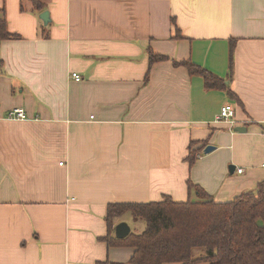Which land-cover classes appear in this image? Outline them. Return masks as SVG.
<instances>
[{"label":"crops","instance_id":"crops-1","mask_svg":"<svg viewBox=\"0 0 264 264\" xmlns=\"http://www.w3.org/2000/svg\"><path fill=\"white\" fill-rule=\"evenodd\" d=\"M46 2L47 25L31 0H0L16 34L0 45V264H128L134 247L102 239L109 204L198 200L191 183L217 202L258 191L264 0ZM149 48L169 59L151 66ZM226 104L234 124L217 121Z\"/></svg>","mask_w":264,"mask_h":264},{"label":"trees","instance_id":"trees-1","mask_svg":"<svg viewBox=\"0 0 264 264\" xmlns=\"http://www.w3.org/2000/svg\"><path fill=\"white\" fill-rule=\"evenodd\" d=\"M37 10L47 9L46 0H31ZM16 36L8 29L5 17L0 16V45L2 41ZM235 40L231 41V71ZM150 65L168 60L169 57L148 49ZM188 73L204 78L207 89L228 90L235 96L226 79L190 60L174 61ZM3 61L0 58V74ZM150 73V72H149ZM149 73L147 79L149 78ZM201 149L191 151V163ZM191 190L199 193L198 200L175 201L165 196L161 201L147 203L109 204L105 220L109 232L102 239L109 246H132L135 252L128 264H264V180L256 193L246 192L232 201L217 202L203 188L193 183ZM143 220L142 231L117 238L115 226L124 215ZM197 248L204 250L194 256Z\"/></svg>","mask_w":264,"mask_h":264},{"label":"built area","instance_id":"built-area-1","mask_svg":"<svg viewBox=\"0 0 264 264\" xmlns=\"http://www.w3.org/2000/svg\"><path fill=\"white\" fill-rule=\"evenodd\" d=\"M72 77L75 78L76 80L80 81L82 79L81 75L78 73H72ZM234 115H235V110L234 106L232 104H226L222 106L219 115L217 116V121H224L227 123L234 124ZM11 118H16V119H26L27 115L22 108H15L12 110L9 114ZM264 136V133H263ZM243 169L239 168L238 172H242Z\"/></svg>","mask_w":264,"mask_h":264},{"label":"water","instance_id":"water-1","mask_svg":"<svg viewBox=\"0 0 264 264\" xmlns=\"http://www.w3.org/2000/svg\"><path fill=\"white\" fill-rule=\"evenodd\" d=\"M40 17L44 21L45 25H47L51 21L50 13L48 10H45L44 12H42L40 14ZM242 129L244 128L243 127L236 128L237 131H241ZM213 150H215V146L208 145L205 148V153H210ZM131 231H132L131 226L126 221H121L115 226V236L119 239H123L127 237L131 233Z\"/></svg>","mask_w":264,"mask_h":264},{"label":"rangeland","instance_id":"rangeland-1","mask_svg":"<svg viewBox=\"0 0 264 264\" xmlns=\"http://www.w3.org/2000/svg\"><path fill=\"white\" fill-rule=\"evenodd\" d=\"M123 218L126 219L127 221L132 220L130 214L124 215ZM128 223H131L129 225H132V229L133 230L136 229V231H141L144 228V226H145V222L143 220H137L136 222H134V221L130 222L129 221ZM203 252H204V250L202 248H197L194 251V256H199Z\"/></svg>","mask_w":264,"mask_h":264}]
</instances>
